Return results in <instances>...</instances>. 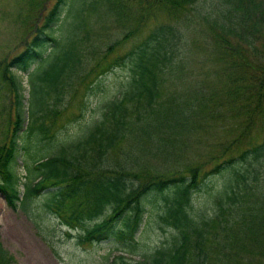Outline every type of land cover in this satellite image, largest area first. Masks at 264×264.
<instances>
[{
	"label": "trees",
	"instance_id": "16d2710c",
	"mask_svg": "<svg viewBox=\"0 0 264 264\" xmlns=\"http://www.w3.org/2000/svg\"><path fill=\"white\" fill-rule=\"evenodd\" d=\"M219 1L250 7L245 21L256 19L257 9L264 15V0L210 4ZM198 2L56 1L44 26L6 66L16 100L13 140L0 156V194L10 207L28 209L43 196L45 208L60 218L69 236L81 232L78 243H109L139 256L119 255L108 264H264V60L251 49L257 26L247 27L253 36L247 47L233 42L229 29L211 34L209 44L225 64L212 69L213 77L202 72L210 58L196 67L197 59L186 55L187 31L180 20L154 25L143 41L119 54L121 43L158 8L176 15L189 13ZM110 18L134 23L122 41L106 42V67L86 92L96 94L102 76L116 69H123L125 78L93 127L75 140L59 141L49 122L68 108V103L59 106L63 97L74 98L76 86L73 91L67 86L87 60L80 45ZM25 73L36 87V107L22 92ZM87 105L79 104L80 119ZM202 131L213 136L203 139ZM221 132L226 138L214 139ZM22 135L27 143L18 141ZM56 146V154L45 152ZM21 150L24 181L18 170ZM200 198L203 204L196 205ZM153 224L169 235L150 247L142 235ZM0 264H13L1 241Z\"/></svg>",
	"mask_w": 264,
	"mask_h": 264
},
{
	"label": "rangeland",
	"instance_id": "374dc122",
	"mask_svg": "<svg viewBox=\"0 0 264 264\" xmlns=\"http://www.w3.org/2000/svg\"><path fill=\"white\" fill-rule=\"evenodd\" d=\"M56 1L0 0V156L5 148L10 147L13 140V125L11 122L15 117L14 105L16 98H13L11 74L9 71L6 72L7 63L12 57L23 51L26 43L30 42L35 36L36 30L44 26L47 16ZM212 1L215 3L216 0H199L194 5V10L197 7L196 11L192 10V7V11L190 10L189 13H176V15L158 8L155 11V16L143 23L141 28L137 29L135 34L131 35L124 44L121 43L119 54L143 41L154 25L161 22H178L177 20H180L187 31L186 55L197 59L196 67H201L206 58H210L212 61L211 65L202 70L206 76L213 77L212 69L219 71L225 66L224 61L218 57V49L216 48L214 52L213 45L209 44L213 33L217 35V33H224L225 30L229 29L231 30L230 38L233 42H239L247 47L249 44L247 41L253 37L247 27L257 26L256 39L253 41L255 48L251 47V49L259 59L264 60V15L261 13L263 8L253 12V15H257L256 19L248 18L245 21L250 16L252 10L249 9L250 7L244 10L232 1V3H221L219 1L217 5H211L210 2ZM228 9H231L233 13H226ZM247 9L249 10L246 11ZM198 10L202 11L197 14ZM204 16H208L211 21L216 20L215 23L205 20ZM257 17L259 18L257 19ZM110 19V23L105 28L97 30V33L92 31L93 37L90 42L86 41L84 45H80L82 50L83 48L87 49L85 57L87 60L80 64L78 77L74 78L72 85L67 86L72 91L76 86V91L71 92L75 93L74 98L71 100V96L63 97V100L59 102V106L68 103V108L62 111L55 123L51 124L49 122L51 125L50 133L60 136L59 141H63L64 138L67 141L75 140L93 127L101 119L105 103L118 93L121 82L125 78L124 74L126 73L123 69H116L108 75L102 76L103 87L96 94L92 95L86 92V86L96 80L106 67L107 58L104 53L106 42H113L118 38L122 41L124 33L127 32V27H131L134 23L131 18L127 20V25H125V21ZM224 27L226 28L224 29ZM246 29L248 32L245 31ZM64 31L66 29L61 30L60 34L58 32V35H63ZM240 36L244 38L240 40ZM117 53L114 52L113 55L115 56ZM207 64H210V62ZM22 75L20 74V79L23 86H25L22 92L26 93L31 105L33 103L36 107L38 96L36 97L34 94L36 87L33 79L31 82L29 81L28 73ZM33 78L36 80V76ZM68 88L64 90L67 94L70 93ZM82 100H85L88 105L85 115L80 119L78 107ZM31 123L34 125L36 123L34 116ZM27 124L28 121L25 122V126ZM212 131H202L200 136L206 139L210 137ZM23 137L22 135L18 140L20 144L27 143ZM224 138H226V135L223 132H221V135L216 133L214 136L216 140H224ZM34 140H37V138ZM57 146L48 148L45 152L54 155L58 151ZM190 150L187 152V156H191ZM18 160L21 164L18 170L24 181L27 172L23 150L20 151ZM211 166L209 164L205 169H209ZM203 200L204 198H200L196 205L203 204ZM29 205L28 209L22 207L13 209L7 204L4 196L0 194V241L4 249L13 257V264H108L119 255H124L129 259L139 258L136 254L117 250L113 244L109 243H78L77 236L81 232L76 230L71 234L73 237L69 236L70 232L66 226L62 225L60 218L52 210L45 208L43 196L35 199ZM91 225L87 224L85 228ZM143 231L142 242L150 247L158 245L168 237L167 234L169 235L166 229L163 230L157 224L149 225Z\"/></svg>",
	"mask_w": 264,
	"mask_h": 264
}]
</instances>
